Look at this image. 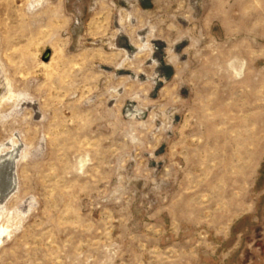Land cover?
<instances>
[{
  "label": "rangeland",
  "instance_id": "1",
  "mask_svg": "<svg viewBox=\"0 0 264 264\" xmlns=\"http://www.w3.org/2000/svg\"><path fill=\"white\" fill-rule=\"evenodd\" d=\"M9 155L0 264H264V0H0Z\"/></svg>",
  "mask_w": 264,
  "mask_h": 264
},
{
  "label": "bare ground",
  "instance_id": "2",
  "mask_svg": "<svg viewBox=\"0 0 264 264\" xmlns=\"http://www.w3.org/2000/svg\"><path fill=\"white\" fill-rule=\"evenodd\" d=\"M14 154V153H13ZM10 156V155H9ZM13 156V155H12ZM8 157V156H7ZM5 158V157H4ZM1 160H2V158H0ZM0 160V171H5V169H7L8 171L7 172H10V173H12L13 172V160H12V158H11V156H10V158H7V160H4V161H1ZM10 170V171H9ZM5 175V174H4ZM10 175V174H9ZM6 176H8V175H6ZM11 176H13L12 174H11ZM14 177V176H13ZM6 178V177H5ZM4 178V179H5ZM8 178V177H7ZM15 178V177H14ZM11 180V179H10ZM12 181H13V179H12ZM6 182V181H5ZM4 182V183H5ZM8 182V181H7ZM15 182V181H14ZM8 184V183H7ZM12 184H13V182H12ZM11 184V185H12ZM0 188H2V186L0 187ZM8 188V187H7ZM1 190V189H0ZM3 190V189H2ZM1 192H3V191H1ZM0 194H2V193H0Z\"/></svg>",
  "mask_w": 264,
  "mask_h": 264
}]
</instances>
